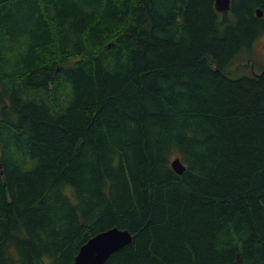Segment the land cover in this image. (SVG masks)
<instances>
[{
	"label": "trees",
	"instance_id": "1",
	"mask_svg": "<svg viewBox=\"0 0 264 264\" xmlns=\"http://www.w3.org/2000/svg\"><path fill=\"white\" fill-rule=\"evenodd\" d=\"M263 37L264 0H0V264H264Z\"/></svg>",
	"mask_w": 264,
	"mask_h": 264
},
{
	"label": "water",
	"instance_id": "2",
	"mask_svg": "<svg viewBox=\"0 0 264 264\" xmlns=\"http://www.w3.org/2000/svg\"><path fill=\"white\" fill-rule=\"evenodd\" d=\"M231 0H214V6L217 12H226L230 9ZM257 16H261V10L256 11ZM172 169L177 174H182L184 166L179 158L171 162ZM132 236L128 231L112 228L96 234L84 243L76 257L74 264H105L108 258L132 243Z\"/></svg>",
	"mask_w": 264,
	"mask_h": 264
},
{
	"label": "rangeland",
	"instance_id": "3",
	"mask_svg": "<svg viewBox=\"0 0 264 264\" xmlns=\"http://www.w3.org/2000/svg\"><path fill=\"white\" fill-rule=\"evenodd\" d=\"M253 54L256 62L258 63L259 67L264 68V37L259 39L255 44L253 48ZM244 62V56L239 57V64H243ZM246 72H249V70H246Z\"/></svg>",
	"mask_w": 264,
	"mask_h": 264
},
{
	"label": "bare ground",
	"instance_id": "4",
	"mask_svg": "<svg viewBox=\"0 0 264 264\" xmlns=\"http://www.w3.org/2000/svg\"><path fill=\"white\" fill-rule=\"evenodd\" d=\"M184 169H185V167H184Z\"/></svg>",
	"mask_w": 264,
	"mask_h": 264
}]
</instances>
